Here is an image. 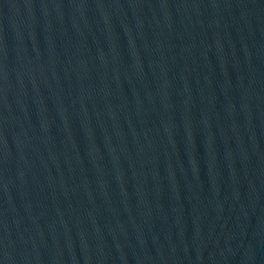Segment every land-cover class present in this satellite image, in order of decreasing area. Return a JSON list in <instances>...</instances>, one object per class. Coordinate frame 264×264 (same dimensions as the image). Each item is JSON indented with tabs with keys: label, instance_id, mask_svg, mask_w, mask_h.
Listing matches in <instances>:
<instances>
[{
	"label": "water",
	"instance_id": "1",
	"mask_svg": "<svg viewBox=\"0 0 264 264\" xmlns=\"http://www.w3.org/2000/svg\"><path fill=\"white\" fill-rule=\"evenodd\" d=\"M0 264H264V0H0Z\"/></svg>",
	"mask_w": 264,
	"mask_h": 264
}]
</instances>
